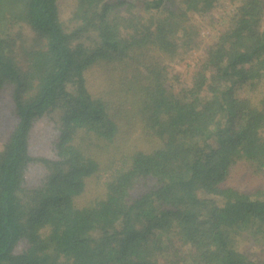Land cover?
I'll list each match as a JSON object with an SVG mask.
<instances>
[{"label": "trees", "instance_id": "1", "mask_svg": "<svg viewBox=\"0 0 264 264\" xmlns=\"http://www.w3.org/2000/svg\"><path fill=\"white\" fill-rule=\"evenodd\" d=\"M129 1L0 0L16 119L0 131V264H264V186L228 182L241 162L264 173V0H229L180 89L164 56L195 46L190 16L220 0ZM41 118L49 156L30 152ZM138 132L147 146L126 147Z\"/></svg>", "mask_w": 264, "mask_h": 264}, {"label": "rangeland", "instance_id": "2", "mask_svg": "<svg viewBox=\"0 0 264 264\" xmlns=\"http://www.w3.org/2000/svg\"><path fill=\"white\" fill-rule=\"evenodd\" d=\"M234 5L235 3L232 1L220 0L219 5L214 8L213 11H210V13H193L190 16L189 23H192L195 29L198 30V34L195 38L196 45L188 51L181 49L178 55L174 58H171L168 55L164 56V59L168 63V81L169 83L176 85V89H180L183 84L190 85L192 72L194 71L199 60L204 56L205 49L216 40L219 31L225 27L229 19V15L234 9ZM67 6L69 9V4H67ZM123 8H125V5L121 6L120 10ZM146 8V5L138 3L137 6L134 7L135 10L141 13H146ZM152 9L153 8H150V10ZM21 30L24 35L21 42L24 41L25 45L31 44L34 39L29 27L24 24L21 27ZM21 50H19V53L24 54V50ZM101 79L102 78L99 79V83L102 82ZM103 87V85L100 87L101 90ZM263 92L264 82L261 83L259 89L257 90L256 97L261 96ZM246 94L247 91H245V95ZM9 97V90L2 91L0 99L3 103V106L1 107L0 114L2 115L3 119H0V131H5L6 128L11 127V125H13L16 120L12 114ZM54 124L55 123H53V121H50L47 118L37 119L33 123L32 129L30 131V152L32 155H51L50 139L55 134ZM129 145H136L138 147L140 146V148H143L147 146V142L145 141L142 133L138 132L128 140L126 147ZM1 147L2 143L0 141V148ZM99 154H101L100 157H102L101 159H103L105 162L110 157L109 153L99 152ZM42 172L43 171L40 165H31L28 171V179L31 182H34L42 175ZM106 177L107 175L102 173L99 179L100 182H103ZM228 182L240 189L252 191L257 187L264 186V173H261L260 175H254L252 174L249 166L241 162L234 166ZM87 189L88 191L86 196L90 197L98 194L99 191L102 190L101 186L96 184V179L94 177L90 179Z\"/></svg>", "mask_w": 264, "mask_h": 264}]
</instances>
